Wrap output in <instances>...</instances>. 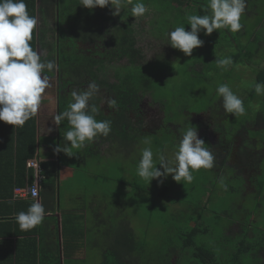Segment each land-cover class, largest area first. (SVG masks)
Returning <instances> with one entry per match:
<instances>
[{
    "label": "rangeland",
    "instance_id": "1",
    "mask_svg": "<svg viewBox=\"0 0 264 264\" xmlns=\"http://www.w3.org/2000/svg\"><path fill=\"white\" fill-rule=\"evenodd\" d=\"M194 1L199 9L202 8L204 11L207 9V12L203 11L204 13L201 14L199 10L190 9L189 12L177 15L169 10L166 11L167 5L171 2L174 4V0H162L163 4L147 6L148 13L141 23H135V19L132 22L136 25V28H149V31H155L156 37L160 36L163 39L167 38L168 32L177 26H184L186 31H190V25L187 24L188 15H211L210 10L207 8L208 0ZM63 12L67 14L74 13L67 9ZM83 12L85 11L78 12V17L84 20L86 25H82L85 30L88 31L86 28L89 24H95L92 29L98 31L96 28L100 27L103 23L101 20L105 16L86 15ZM241 23L243 27L237 33L221 29L210 35H205L204 31H201L198 36L204 41V44L194 49L191 56H186L180 50L172 48L167 40L154 39L148 30L140 31L138 29L141 32L137 37L139 39L138 46L143 48L147 60H152L158 52H162L167 54L163 60L170 62L174 69L169 74V82L156 86V89L153 88L151 96H146L143 101L142 109L145 119L143 125L147 127V131L152 133L143 138L135 137L134 140L128 142L124 141L119 132V134L109 137V140H112L110 143L112 146L100 143V147L97 145V147H92L89 150L85 145L83 149H74L73 151L76 154L71 157L61 152V162L72 163L75 169L77 168L80 172L77 179L62 178L64 180L61 182V208L63 211H71L72 208L84 209L87 207L86 218L88 221L86 224L80 223L81 226L78 222L77 226L88 232L86 235L88 245L83 249V253L79 255V258L83 260L73 264H106L104 262L106 250L104 249L108 246L107 249L111 252V246H117L113 239L116 235H119V233L116 235L115 233L126 226L123 221L130 224L135 237L143 246L140 251L142 254L140 262L144 264H168V255L173 249L175 250H173L174 253L170 258L171 264H194L195 261L192 258L194 248L201 246L213 251L216 259L221 262L233 253L236 245L240 243L239 237L236 235L231 236V234L239 232V228L242 227L243 234L240 236H244L243 241L246 245H250L256 250L257 242L260 241V246L264 247V199L257 197V187H253V183H248L246 186L253 193L244 192L241 183L242 177L240 176L246 178L250 176L251 179L255 177L257 181L263 180L264 159L260 162L259 171L252 166L250 161L247 163L246 174L239 171L240 175H237L232 169H225L222 173L220 172L221 174L211 169H200L193 172L194 180L191 184L177 183L171 175L163 179L162 184L159 179H154L148 184L137 174V165L141 158L142 149L145 147L152 148L157 168L163 170L158 165L159 154L163 153L168 158H172L182 132L188 127H196L195 122L204 124L203 122L210 115L205 113L209 105L213 106L222 102V98L216 94V89L220 84H228L242 100L248 92L254 89L259 65H264V46L263 48L259 46L264 44V0H247V7L245 14L241 17ZM104 24L106 28L111 25L107 20ZM105 30L107 29H103V34L100 36L99 33L94 35L97 39H102ZM70 41L71 39L68 38L65 43H72ZM96 46L102 50L101 45L97 44ZM79 49L86 53L85 51L90 50L91 47L82 44L79 45ZM241 50L245 52L252 51L253 54L258 50L260 52L258 57L244 58L250 62L233 64L226 70L217 67L216 58L229 56L232 58ZM91 53L88 52L87 55L91 57ZM200 56L204 57V61L208 63L207 65L203 66L199 63ZM114 73L113 69L108 70V77L111 82L115 81ZM85 74L90 77L88 73ZM194 77L208 78V80L193 82ZM56 82L57 75L51 77L49 90L54 89ZM86 87L87 85L78 89L77 85H73L70 89L67 87L62 93L67 92L69 97L72 91L82 90ZM101 91L103 94L99 107L106 111L104 113L109 114L111 108L107 106L105 100L114 97L112 95L108 97L105 89ZM263 99L264 96H258L255 102L253 101L254 107L261 105ZM69 102V100L66 101V103ZM51 112L45 114L43 118L51 120L53 118L54 120L55 114ZM245 116L248 117L249 112L246 111L244 116H233L225 122L228 130L226 136L228 141L233 140L232 136L240 130L245 122ZM202 125L197 129L199 138H202L203 135H209L215 141L216 138L212 135L211 128ZM59 128L62 134L60 141L63 142L64 132L68 128L67 121H64ZM252 128L255 127L251 126ZM248 136L250 140L256 138L260 144L261 136L256 137L253 133H249ZM145 139H148L150 144H145ZM58 142V137L56 140L52 138L48 145L53 146V144H56L57 146ZM98 142L99 140L96 143ZM88 144L94 146L92 143ZM85 149L89 152L84 151L83 157L82 154L80 157L79 153ZM106 149V154H103ZM262 151L264 153V149ZM96 173L98 177L94 178ZM233 173L237 177L228 179V175H234ZM222 178L228 186L227 191L220 186L219 182ZM79 184L84 185V188ZM238 186H240L239 193L231 192V188H237ZM161 194H164V196H161ZM97 201H99V204H103V208L99 212L102 215L97 214V208L90 207L91 204H98ZM112 201H116L117 205L113 204L110 207L109 203ZM190 204H193L196 208L193 215L189 217L191 219L187 218L188 214H191L188 211ZM205 212V217L209 218V222L207 221L204 224L207 232L200 240L195 241L194 246L186 251L183 250V252L179 248H181V245L183 248L184 236L187 233L186 228L194 226L193 224L198 221L192 218H197L198 214L203 215ZM98 218L103 222L96 223L95 221ZM235 222L238 224L234 225ZM240 223L243 224L242 227ZM110 224L113 229L112 233L108 231ZM96 226L100 230L95 233L93 231L98 229ZM250 253L246 256V264H263L259 262V257L255 256L256 252ZM180 254L182 255L180 256ZM113 257L112 255L108 256L112 260V264L117 260Z\"/></svg>",
    "mask_w": 264,
    "mask_h": 264
},
{
    "label": "trees",
    "instance_id": "2",
    "mask_svg": "<svg viewBox=\"0 0 264 264\" xmlns=\"http://www.w3.org/2000/svg\"><path fill=\"white\" fill-rule=\"evenodd\" d=\"M65 1L66 0H56V2L55 0L44 1L50 6H55L57 4L58 8L56 9H58V13L54 11L46 12L45 10L40 9V24H38V26L34 30L33 39L30 42L34 50L43 51L44 55L42 56V60L54 61L57 66L56 69H54L52 72H47L45 74H47L49 77H54L55 75H57L58 86L61 91L62 89L66 90L67 87L68 89H70V87L73 85H77L78 89H81L85 87V85H88V83H90L92 80L99 85L100 91L95 97H93L90 103L95 104L100 109L99 113L96 114V119L98 121H111L112 131L109 136L106 137L108 142L111 135L115 136V134L117 135L119 134V132L124 141L128 142H130V140H134L135 137H146L152 132H148L144 129L143 124L145 119L142 104L146 96H151L153 88L156 89V86L164 85L169 82V74L174 68L170 62L163 60L164 56H166L167 54L158 52L156 56L152 58V60H147V55L144 52L143 48L138 46L139 39L137 37L141 33L140 31L142 29L136 28V25L131 21L134 18L133 16H131V10H124L119 18L116 17L117 19L115 18V16L107 17L112 21L111 28H106L107 30L104 31L103 38L97 39L96 35L94 34L99 33V36L103 34V26L100 25L99 28H96L98 31H94V29L92 28L95 27V24H89V26H87L88 28H86L88 31H86L85 27H83L82 25L85 24V22L83 19L81 20L78 17L79 14H67L63 12L67 7ZM24 2L27 5L29 15L37 18L36 0H24ZM143 2L146 6L152 4H163L162 0H143ZM54 3L56 4L54 5ZM190 3V6H192L193 3L195 4V1L192 0ZM167 6L168 8H166V11H170V8L172 6H175L177 11L178 9L183 11L184 7V5L177 7V5H175V2L174 4L171 2ZM187 7L188 6H185V12H189L191 9L190 8L186 10ZM201 14H203V11ZM47 19H53V22H56L57 26L55 25V33L53 32L51 34L53 28L46 25ZM106 20L107 19H105L104 21ZM114 20H116V22ZM117 20H120V22ZM138 29H140V31ZM146 30L149 31L150 29L147 28ZM150 33L156 40H167V38L163 39L160 36L156 37L155 31H149V34ZM69 35H71V37H69ZM68 38L71 39L70 42L72 43H65ZM81 41H83V43L89 41L95 44H99L98 42H100L104 51H101L96 47L95 50H93L94 52L91 53L90 57L89 55H87V51H85L86 53H84L81 49H79L77 42ZM71 45L73 46L72 48ZM74 46L75 48L77 47V49H75ZM259 46L263 48L264 44ZM260 50H258L255 54H253L252 51L245 52L241 50V52H239L235 56H232L233 64L236 65L240 62H250L246 61L244 58L252 59L254 56L258 57ZM198 61L203 66L208 64L206 61H204V57L202 56L199 57ZM259 67L260 68L256 73L255 83L264 84V65H259ZM110 68L115 72L114 82H111L108 77V70H110ZM83 71H86L85 73H88L90 77H87ZM201 80H208V78L203 79L201 77H194L192 79L193 82H199ZM101 89L106 90V94L108 97H111L112 95V97L117 100L116 108L111 109L108 116H106L102 108L99 107L103 94ZM257 97L258 95L255 93V89H253L252 91L248 92L243 98L244 106L246 108V111L249 112V116H245V122L241 126L240 130L236 133V135L233 134V140L228 141L226 139L228 130L225 125V122L227 120H230L233 116L224 111L222 102L213 106L209 105L207 111H205V113L210 114L208 120L212 122L210 124L207 123L206 125L211 126L212 130L219 137V140L221 141L220 144H222L226 149L225 150L222 146V149L219 148L218 152L215 147L208 144L207 135L202 136V139L206 143V147L210 148V151L215 158L214 167L211 169L212 171L222 173V171L225 169H232L237 175H240L239 171L241 169H235L234 165L230 164L233 144L238 140L242 142L237 155L243 158V155H245V153L247 152L246 149L250 150V152H247V155L251 157L250 159H254V167L259 171L260 162L262 159H264V153L262 151V149H264V99L261 105H258V107H254L255 104H253V101L255 102V99H257ZM62 99V103L59 104L58 112L66 110L69 103L72 101L71 95L66 98L62 97ZM67 100H69L70 102L66 103ZM152 103L156 104L153 101ZM37 120L38 119L36 115L35 117L27 121L22 128L14 127L13 125H9L3 121H0V180L1 177L4 178V180L8 183V185L4 186H9V189H11L9 195H0V200L5 199L0 203V219L13 220V218L15 219L16 215L20 211H27L29 206L34 202V200H15L11 193L15 189L14 186L24 185L26 181L27 161L33 158L36 152ZM195 123L197 125L196 128L199 129L201 127V124L197 122ZM251 126H254L255 128L251 129ZM249 133L255 134L256 137L261 136L262 139L260 144L256 138H252V140H250L248 136ZM61 137L62 134L60 133V138ZM103 138L105 137H102V139ZM103 143H105V139L103 140ZM92 147L94 148L95 145H91L90 147H88V149L90 150L92 149ZM89 150L85 149L80 152L83 153L82 157L85 153L84 151L89 152ZM56 167L57 163L55 161L42 163L41 175L49 177L55 176V169H57ZM237 175H228V179L236 178ZM240 176L242 177L241 183L243 185L244 192L253 193L248 190V187H246L248 183H253V187H257V197L260 199H264V179L261 181H257L255 177L252 179H246L242 175ZM45 185L47 188H49V192L42 203L45 209L46 207H48L46 209L47 214L48 212H50L49 209H51V212H54L55 207L57 206V181L54 178H48L45 180ZM231 192L239 193L240 186H238L237 188H231ZM161 196H164V194H161ZM8 200H13L14 202ZM113 204L117 205L116 201H112L111 203H109V206L112 207L111 205ZM193 208L194 205L190 204V208L188 209V211L191 214H188L187 218L193 215L196 209ZM50 215H52L51 217H53V213H51ZM205 215L206 212L203 213V215L198 214L197 218H192L198 221L193 224L194 226L186 228L187 233L184 236V245L183 248L181 245V248H179L180 250L186 251L190 247L194 246L195 241L197 239L200 240L201 237L207 232L204 224H206L207 221L209 222V218L207 216L205 217ZM113 217L115 218V216ZM125 222L126 221H123L124 225L126 224V226H124L122 230H118L115 233V235L119 233V235H116L113 239V242L117 244V246H111V252L108 251V246H106V249H104L106 250V254L104 256V262L106 264H112V260L108 258L109 255L117 258V260L115 261V263L117 262L116 264L132 263L133 257L137 258L140 264H144L140 262V256H142L140 251L141 249H143V246L135 237L134 231L131 228L130 224L128 222ZM235 223L238 224L237 222ZM240 226L242 227L243 224L240 223ZM38 229V226L29 231H21L20 228H18L15 231H12V235H8L9 237L16 236V242L13 240H8L7 238L5 242L3 241L0 243H4V249L7 250V252L5 253H8L12 258H15L16 261H18V263L16 264H62V261L64 262V264L66 262L68 264H72L74 262L83 260L79 258V255L77 253L81 250L83 245L85 247L88 245V237L85 238L84 233H80L79 235L77 233H71L74 229V225H66V223L62 225V234L64 237L63 255H61L59 248L57 252L50 255L46 253L44 249H40L39 246L38 248H36L35 243L32 251H30L25 246L28 244V239H31L32 233L38 232ZM70 229L71 232L69 231ZM75 230H81L80 232H84V228H79L78 226H75ZM99 230L100 229L96 231ZM108 231L111 233L113 232L112 225L110 226V229ZM240 231L231 234V236L236 235L237 237H239L240 243L236 245L235 251L229 254L226 259H223L221 262H219L216 259L213 251L207 249L205 246H201L194 248L192 254V258L195 261L194 264H246L245 259L250 252H256L255 256L259 257V262L264 264V247L260 246V241L257 242V249L255 250L252 246L246 245L244 243V236H240L243 234V227L240 229ZM67 236L70 238H68ZM32 240L35 242L34 238ZM70 245L73 246V248L75 247L73 249V253L65 251L69 249L67 247ZM173 250L170 251L171 253H169L168 255V264H171L170 258L172 257V253H174ZM0 251L3 250L0 249ZM1 254L2 253L0 252V259H2ZM181 255L182 254H180V256ZM3 261L4 260H0V264ZM39 261L42 263H39Z\"/></svg>",
    "mask_w": 264,
    "mask_h": 264
},
{
    "label": "clouds",
    "instance_id": "3",
    "mask_svg": "<svg viewBox=\"0 0 264 264\" xmlns=\"http://www.w3.org/2000/svg\"><path fill=\"white\" fill-rule=\"evenodd\" d=\"M80 5L89 10L110 6L113 16L130 7L135 23H141L146 18L148 8L143 0H80ZM247 0H208L207 8L211 15L187 16L190 31L184 26H177L167 34V43L186 56H191L193 50L203 46L204 41L198 34L204 31L210 35L214 31L227 29L233 33L239 32L243 25L241 17L245 14ZM38 20L29 15L24 0H0V121L14 127L22 128L27 121L35 117L42 103V95L51 87L50 77L45 74L56 69L54 61L42 60L43 51L34 50L31 46L33 32ZM215 63L221 69H227L233 64L232 58H216ZM255 93L264 96V84L255 83ZM100 91L95 82L88 83L85 89L72 91V101L66 110L54 116V124L59 127L67 121L68 128L64 132V144H58L55 154L63 152L74 156L73 151L83 149L99 136L108 137L112 131L110 120H97L100 109L90 103ZM218 97L222 98V106L226 113L235 117L244 116L246 108L244 101L237 96L228 84H220L216 89ZM107 106L115 109L117 100L107 98ZM50 129V128H49ZM51 131V129H50ZM145 144H150L148 139ZM157 168L151 147L142 149L137 165L138 176L148 184L154 179H163L169 175L180 184H191L193 172L200 169L209 170L214 167V155L202 138H199L195 126L182 132L176 151L172 158L159 154ZM220 186L227 191L228 186L222 178ZM32 195H37L34 190ZM46 216V209L40 200H35L27 209L20 211L15 219L21 231H29L41 225Z\"/></svg>",
    "mask_w": 264,
    "mask_h": 264
},
{
    "label": "crops",
    "instance_id": "4",
    "mask_svg": "<svg viewBox=\"0 0 264 264\" xmlns=\"http://www.w3.org/2000/svg\"><path fill=\"white\" fill-rule=\"evenodd\" d=\"M44 1H46V0H36V5H37L36 14H37L38 24H40V20H41L40 9H43L46 12L54 11V12L58 13V9H56V8H58V5L56 3H54V5L56 4L55 6H50L48 3L46 4ZM191 1L192 0H174L175 5H177V7L184 5L183 11H181L180 9H178V11H177L175 6H172L170 8V12L176 13L177 15H181L185 12V6H188L186 8V10L191 8V9L199 10L201 13H202V11H204L202 8L199 9L198 6L194 3L192 4V6H190ZM55 2H56V0H55ZM65 3L67 4L66 9L69 11H73L74 12L73 14H78V12H80V11H85V12H83L84 14L104 15L106 18L103 17V19L104 20L107 19V21L110 24H112V21L109 20V18H107L109 16H113L112 11H114V10H112L110 8V6L105 7V8L97 7L95 9H92V11H91V10L84 8L83 6L80 5V0H66ZM148 6L150 7L151 5H148ZM204 12H207V9ZM122 13H123V10L121 11L120 15H122ZM106 14H108V15L106 16ZM120 15L115 16V18L116 17L119 18ZM103 19L101 20V22H103V23H101V26L103 24V28L106 29V27H104L105 21ZM134 19H135V17L133 18V20ZM114 21L116 22V20H114ZM117 21L120 22V20H117ZM38 24H37V26H38ZM46 25L53 28V30L51 29L52 30L51 34L53 32L54 33L56 32L55 28L57 25H56V22H53V19H47ZM110 28H111V25H110L109 29ZM142 30H146V28H143ZM77 43H78V46L85 44V43H83V41L77 42ZM50 79H51V77H50ZM64 90L65 89H62V91H61V89H59L58 80H57L54 89L49 90V88H48L45 90V93L42 95L43 105H41V106H45V107H43V108L40 107V109L37 113V119L38 120H37V130H36V152H35L34 157L28 160V161H31V160L39 161L40 168H41V164L44 162H54L55 161L57 163V167H56L57 169H55L56 170L55 176L49 177V176L41 175V173L37 174V172H35L34 169L27 167V176H26V181H25L24 185L14 186L15 189L16 188L26 189V188L31 187L36 181H40L39 182L40 197L38 200L43 202L45 200L44 198L47 197V194L49 192V188H47L45 185V180L48 178H51V179L54 178L57 181L58 196H57V206L55 207V211L51 212V209H49L50 212H48L46 214V216H48V217H45L43 223L38 226L39 227L38 232L32 233L31 239H28V244L25 245L30 251H32L34 248V243H35L36 248H38V246H39L40 249H44V251L50 255L57 252L58 248L60 249L61 255H63V253H64V247H63L64 237L62 234V225L64 223H66V225H68V224H72V226L74 225L73 231L71 232V229L69 230L71 233H77L78 235L80 233H84L85 238H87L86 235L88 233L87 231L80 232L81 230H75V226L77 227L78 222L80 225V223L86 224V222L88 221V219L86 218L87 207H85L84 209L72 208L71 211L70 210L63 211L61 208V202H62L60 199V196H61L60 192H61V188H62L61 182L66 178L71 179V180L73 178H76V179L79 178L80 172L78 171L77 168L75 169V167L72 163H67V162L62 163L61 162V153L56 155L53 151V149L56 147V144H53V146L48 145L52 138H53V140L54 139L56 140L57 137L59 138V142L57 143V145L58 144L63 145L64 141L63 142L60 141V133H61L60 128H59L60 125H59V127H57L54 124L53 118H52V120L48 119V118H43V116L45 114H48L51 111H52L51 113L53 114V112H54L55 115H56V113L57 114L59 113L58 109H59V104L62 103L61 102L63 100L62 97H65V98L68 97L67 92L62 93ZM102 110L104 112H106L103 108H102ZM110 111L111 110H109V114H110ZM109 114H106V116H108ZM49 128L51 129V131ZM54 128H55V130H54ZM57 129H58V131H57ZM102 137L103 136L97 137L95 139L94 143L92 142V144L95 146L98 145L99 147H100V143L103 145L108 144V145L112 146L110 144L112 142L111 139L108 142L106 137L103 139H102ZM104 139H105V143H103ZM98 140H99V142L96 143ZM87 146L90 147L91 145L87 144ZM107 149L104 151L103 154H106ZM98 152L101 153L100 150H98ZM81 154H83V153H79L80 157H81ZM99 169H102V168H99ZM65 176H67V177H65ZM96 176H97V173L94 175V178H96ZM62 178H64V179H62ZM10 183H12V182H10ZM4 185H8V183H7V181L4 180V178L1 177V180H0V191H1V193H0V195H9L11 189H9V186L5 187ZM80 186L84 188V185H80ZM14 190L11 193L13 195V197H14V193H13ZM3 200H5V199H3ZM3 200H0V203ZM19 200H21V201H33L30 198L19 199ZM8 201L14 202L13 200H8ZM97 202H98V204H95V203L91 204L90 207L92 206L93 209L97 208L98 209L97 214H98L100 212V210H102L103 204H99V201H97ZM47 208L48 207H46V209ZM51 213H53V217H51L52 216V215H50ZM99 215H102V213H99ZM95 222L96 223H102L103 221L100 218H98ZM18 228H19V225L17 224L16 219H14V218H13V220L12 219H10V220L0 219V243L3 241L5 242V240L7 238H8V240H13L16 242V239H17L16 236L9 237L8 235H12L13 234L12 231H15ZM97 228L99 229V227H97ZM98 229H95V231H93V232H95V233L98 232V231H96ZM33 238L35 239V242L32 240ZM68 238H70V237H68ZM84 247L85 246L83 245L81 250L78 251V253H77L78 255L83 253ZM67 248H69V249H67L65 251H68L69 253H73V249L75 247L73 248V246L70 245ZM0 249L3 250V251H0L2 253L1 254L2 259H0V260H4L1 264H16V263H18V261H16L15 258H12L8 253L7 254L5 253V252H7V250L4 249V243L0 244ZM39 263H42V262L39 261ZM62 264H64L63 261H62Z\"/></svg>",
    "mask_w": 264,
    "mask_h": 264
},
{
    "label": "flooded vegetation",
    "instance_id": "5",
    "mask_svg": "<svg viewBox=\"0 0 264 264\" xmlns=\"http://www.w3.org/2000/svg\"><path fill=\"white\" fill-rule=\"evenodd\" d=\"M99 43V45H102L100 42H98ZM86 45H88L89 47H91V49L89 50V49H87V52H94L93 50H95V48L97 47L96 45L97 44H95V43H92V42H86L85 43ZM101 51H104V49H103V47H102V50ZM87 80H90V79H87ZM84 81H86V80H84ZM93 81V80H92ZM102 90V89H101ZM106 91V90H105ZM204 124L202 125V126H208L209 128H211V126H209V125H206L207 123L208 124H210V123H212L211 121H209L208 120V118H207V120H205V122H203ZM144 126V125H143ZM146 126H144V129L146 130ZM211 130H212V128H211ZM147 131V130H146ZM148 132H150V131H148ZM211 133H213L212 135L216 138V140L214 141V138L212 137V136H210L209 137V135H207V137H208V144L210 145V146H213V147H215V149L219 152V148L220 149H222V144H220L221 143V141L219 140V137L217 136V134L212 130V132ZM238 140V139H237ZM241 142L242 141H240V140H238V141H235V143L233 144V150H232V154H231V158H230V164H232V165H234V168L235 169H238V168H240L241 170V172H243V173H245L246 174V168H247V163H249L250 161H251V164H252V166L254 167V165H255V161H254V159L252 158V159H250L251 157H249L248 155H247V152H250V150H248V149H246V153H245V155H243L244 157L243 158H241L240 156H238L237 155V152L239 151V148H240V146H241ZM219 145H221V146H219ZM217 147V148H216ZM223 148L225 149V147L223 146ZM214 149V150H215ZM226 150V149H225ZM250 166V165H249ZM248 166V167H249ZM248 169V168H247ZM245 174H244V176H245ZM244 178H246V177H244ZM250 178V176H248V178H246V179H249ZM235 225H236V223H235ZM239 231H240V228H239ZM126 264H140L139 263V261L137 260V258H135V257H133V262L132 263H126Z\"/></svg>",
    "mask_w": 264,
    "mask_h": 264
},
{
    "label": "built area",
    "instance_id": "6",
    "mask_svg": "<svg viewBox=\"0 0 264 264\" xmlns=\"http://www.w3.org/2000/svg\"><path fill=\"white\" fill-rule=\"evenodd\" d=\"M27 167L28 168H32L35 170V172H37V174L41 173V168H40V164L39 161L37 160H31L27 162ZM39 182L40 181H36L31 187L26 188V189H20V188H16L14 190V199L15 200H19V199H27L30 198L32 200H38L40 197V186H39ZM36 191L37 195L34 197L32 195L33 191Z\"/></svg>",
    "mask_w": 264,
    "mask_h": 264
}]
</instances>
